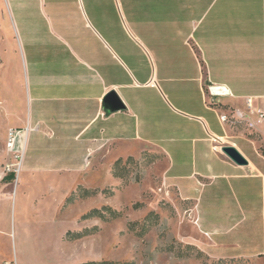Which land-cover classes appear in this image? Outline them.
Wrapping results in <instances>:
<instances>
[{
	"label": "crops",
	"instance_id": "1",
	"mask_svg": "<svg viewBox=\"0 0 264 264\" xmlns=\"http://www.w3.org/2000/svg\"><path fill=\"white\" fill-rule=\"evenodd\" d=\"M0 11L21 70L0 109L19 130L16 175L67 182L64 202L103 162L154 151L189 243L212 261L264 264V0H1ZM110 91L123 108L103 106Z\"/></svg>",
	"mask_w": 264,
	"mask_h": 264
},
{
	"label": "rangeland",
	"instance_id": "2",
	"mask_svg": "<svg viewBox=\"0 0 264 264\" xmlns=\"http://www.w3.org/2000/svg\"><path fill=\"white\" fill-rule=\"evenodd\" d=\"M3 25L6 23L0 21V27ZM3 38L0 109L4 79L9 76L16 82V75L21 72L9 40ZM16 90L18 93L19 88ZM149 96L160 106L152 92ZM3 112H0V264H77L89 260L252 264L242 259L212 261L189 243L193 233L189 216L184 205H175L171 188L162 184L164 160L154 151H144L140 158L119 157L116 165L117 159L103 162L100 175L85 178L88 187L84 183L78 185L96 192L83 196L78 190L75 199L66 205L62 198L68 189L67 182L57 183L56 177L14 172L13 178L3 181L8 173L6 164H16L6 147L10 129H4L7 119ZM67 179L71 183L74 178ZM103 206L110 209H102ZM92 208L101 209L104 217L81 219ZM110 210L119 215L114 216ZM149 211L157 217L144 221ZM143 224L147 226L145 231ZM84 227L90 229V234L78 239L64 235L67 230L79 231Z\"/></svg>",
	"mask_w": 264,
	"mask_h": 264
},
{
	"label": "trees",
	"instance_id": "3",
	"mask_svg": "<svg viewBox=\"0 0 264 264\" xmlns=\"http://www.w3.org/2000/svg\"><path fill=\"white\" fill-rule=\"evenodd\" d=\"M119 161V159H117L115 162H114V165H116V163ZM114 173V172H113ZM14 177V173L13 172H8L6 173L2 180L3 181H6V180H9L11 178ZM81 191V195L85 196V195H88V194H94L96 192V190H89L88 188H80V186H77L76 189L74 191H72L65 199L64 201V205L68 204V203H71L75 197L77 196L76 195V191ZM102 209H110L109 207L107 206H103ZM112 212V214L114 216H118L119 215V212H115L113 210H110ZM104 217L103 216V213L101 211V209H98V208H92L90 210H88L87 212L83 213L81 215V219H88V218H91V217ZM151 217H154V219L157 217L156 214L153 212V211H149L147 213V215L144 217V221L150 219ZM147 229V226L146 225H142V230L145 231ZM90 234V229L89 228H86L84 227L83 229L79 230V231H70V230H67L65 232V237L69 238V239H78V238H81L85 235H88ZM189 245V244H188ZM178 255H182L180 252L178 253ZM77 264H132L131 262H124V263H116V262H113V261H109V260H89V261H83V262H79Z\"/></svg>",
	"mask_w": 264,
	"mask_h": 264
},
{
	"label": "water",
	"instance_id": "4",
	"mask_svg": "<svg viewBox=\"0 0 264 264\" xmlns=\"http://www.w3.org/2000/svg\"><path fill=\"white\" fill-rule=\"evenodd\" d=\"M211 91L214 93L224 91L221 88L212 87ZM103 106L109 110L114 111L123 108V104L118 97V95L114 91H110L104 98ZM221 151L229 157L233 162L236 164H245L246 159L243 157V155L232 145L224 144L221 145Z\"/></svg>",
	"mask_w": 264,
	"mask_h": 264
},
{
	"label": "built area",
	"instance_id": "5",
	"mask_svg": "<svg viewBox=\"0 0 264 264\" xmlns=\"http://www.w3.org/2000/svg\"><path fill=\"white\" fill-rule=\"evenodd\" d=\"M248 102V100H247ZM222 119H224V116H221ZM19 130L17 129H10L8 131V136H7V142H6V147L9 152H12V158L16 161V164L14 163H8L5 166V170L7 172H17L21 160V152L17 151L15 149V139L17 136Z\"/></svg>",
	"mask_w": 264,
	"mask_h": 264
}]
</instances>
